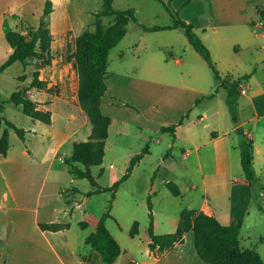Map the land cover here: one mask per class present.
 <instances>
[{"label": "crops", "instance_id": "obj_1", "mask_svg": "<svg viewBox=\"0 0 264 264\" xmlns=\"http://www.w3.org/2000/svg\"><path fill=\"white\" fill-rule=\"evenodd\" d=\"M52 1V12H61L63 9L77 13V8L73 7L75 10H72V5H70L72 0ZM178 1L180 2L178 5L180 15L182 14L181 16L185 20L196 26V31L198 30L200 37L210 48L222 76H232L234 79L242 78V88L247 90L245 93L241 92L242 95L239 99V122L236 123L232 119L227 90L221 87L215 91V88L208 82L209 74L205 63L198 57L189 56L188 47L192 46L190 42L179 48L183 54L181 57L173 55L174 59L171 60L178 65L176 71L173 72H169L167 67L171 60L158 52L164 43L153 45L145 58L139 54L137 62L130 69L122 66L116 69L111 68L109 58L106 78L107 90L103 95L102 111L112 118L111 125L116 121L131 124L135 134H146L142 143L149 146V152L135 165L130 177L120 185L113 205L118 201L124 185L130 183L136 175L143 173H146L147 181L145 196L149 198V196L158 193L156 177L158 167L154 166L150 172L140 169L150 156L155 155L148 140L161 146L164 141V133L168 132L162 130L163 126L174 124L188 112L183 124L176 129L175 138L171 132L172 142L168 143V147H175L174 142L183 144L182 146L190 144V148H181L182 155L184 158H188L195 154V173L200 174L203 178L214 176L222 179L219 184L213 187L208 186L204 180L202 196H196L192 194L193 189H197L194 179L191 177L189 179L192 183L189 188L190 192L182 194V198H188L189 202L183 204L184 206L181 205L180 211L173 213L176 219H171L172 215L168 216L171 223L174 222V229H170L167 233L177 230L183 208L204 211L217 217L223 224L241 222L243 228L245 220L249 218L250 206L252 203L254 204L257 193L242 167L238 128H242L244 134H247L254 142V166L259 178L258 183L261 186L259 198L264 197V42L260 43L257 36L264 37V31L260 34L255 33L256 27H260L257 24L264 23V19L258 13L259 7L264 8V0ZM46 2L47 0H0V66L12 52L6 33L18 28L22 18L33 25H38L44 14ZM175 2L177 0H173V3ZM63 27L62 25L57 26V29H52V31L55 34H62L66 32ZM143 31L146 30L143 29L139 33V40L135 43L137 50L138 48L142 50L149 48L144 43L145 34ZM171 47L173 49L175 45L171 44ZM243 49L250 50V59L246 60L241 56L240 61L235 60L233 55L239 54ZM258 52H261V57L258 56ZM124 55L121 50L120 56ZM44 70L42 69L41 79L47 81L48 78ZM3 71L0 70V72ZM204 78L210 85L207 84L206 87H203ZM128 80L131 84L136 80L139 82V88L135 91L142 95L141 98L146 101L145 103L133 101L132 107L127 106V102L132 100L123 97L122 90L116 89V86L118 83L122 84ZM53 84L54 82L49 80L45 89L35 90L36 93L43 94L45 99L39 100L34 97V100L39 102L40 108L52 111V122L47 123L35 119L34 127L27 128L26 137L21 138L23 140L22 147L12 152L10 144L7 154L0 153V176L5 185L3 191L0 192V256L3 263L206 264L197 251L193 230L186 231L183 239L177 241L172 247L159 251L151 250L148 231L144 239L141 238V246H139L136 239L142 235L140 229L136 236L131 235L130 240L123 234L117 235L109 229L122 248L120 256L113 263H106L101 253L86 243V237L94 231V227L85 228V233L81 236L72 232L74 224L76 222L79 224L92 211L86 210L83 212L82 219L71 221L69 216L74 214V210L82 204V201L76 200L75 193L72 191L73 198L66 200V204H73H68L69 208H66L65 204H60L55 199L58 197L59 201H63L62 197L66 196L67 198L63 182L56 181V177L53 178L50 186H48V182L53 172L69 171V166L57 163V158H67L64 155L60 156L61 150L66 147L72 152L74 142L79 141L74 136L87 124L81 122L78 125L79 128L66 129L71 121H78L81 118L78 113H61V115L56 113L55 100L51 101L50 99L52 97L50 89ZM167 88L188 97H186L187 99L181 98L174 107L161 109V105L165 106L164 102L167 104L168 93L165 92ZM213 92H215L214 95L210 96ZM202 95L204 98L201 99ZM31 96L34 94L32 93ZM206 97L207 99L203 100ZM123 99L126 102H122ZM201 103L202 105H200ZM168 108L171 109L170 112L167 110ZM73 109L75 110L74 107ZM145 110L148 116L142 123H136L130 119V115L140 116ZM124 132L128 133L129 130L127 128L119 130V134L122 136ZM90 133L91 127L86 128L81 141L87 140ZM2 135L3 133H0V139ZM9 136H12L11 131H9ZM34 140L39 142L38 145L34 143ZM143 146L141 149L131 151L123 149L116 143L112 151L115 155L125 152L126 157L131 160L133 156L142 151ZM40 152L47 154L48 157L41 159ZM163 152L156 156L160 159L158 162L162 161L166 166L177 160L170 149L167 153ZM118 158L121 157L118 156ZM42 168L44 169L43 178L38 175ZM126 169L118 173L114 170L112 178L114 183L124 175ZM40 177L41 182L35 187L33 193L31 186L34 182L37 184ZM224 177H230V179L225 181ZM220 187H222L221 191H218ZM95 189L94 186L91 190ZM130 193L133 196L136 192L132 188ZM96 194H92L90 197ZM194 196H196L195 199L192 198ZM43 198H45L44 203L42 202ZM217 198L219 203H216ZM255 203L259 212H264V203L262 206L257 201ZM153 212L155 233L164 234V232L158 231L159 222L154 205ZM113 216L117 219L116 215L113 214ZM261 221L262 219L258 217L255 219V224L257 225ZM53 222L68 223L69 225L60 230L43 229L40 225V223Z\"/></svg>", "mask_w": 264, "mask_h": 264}, {"label": "rangeland", "instance_id": "obj_2", "mask_svg": "<svg viewBox=\"0 0 264 264\" xmlns=\"http://www.w3.org/2000/svg\"><path fill=\"white\" fill-rule=\"evenodd\" d=\"M104 1L105 0H72L70 1V5H72V8H77V13L68 12L62 9L61 12H52L49 16L44 17L48 19L51 30L57 29V26L61 25L64 26L63 28L66 30V32L62 34H55L52 31L54 42H52V46L50 49L51 59L49 60V63L45 61V59H41L38 63L39 65L37 68L33 65L25 66L20 61H16L15 63L7 67L5 71L2 70L3 72H0V102H5L4 109H0V133H3L5 128H9V131L12 132V136L10 137L12 152L17 151L19 147H22L23 140L13 129H11L7 125L5 119L11 120L19 127H23L25 129L32 126L34 127L35 119L26 114L23 111L21 105H17L13 101H9V99L12 92L19 86H28L32 82V80L34 79V72L37 70L39 71L40 79L42 78V69H45L44 73L48 78L47 81L52 80L54 82L53 86L50 89V93L52 96L50 99L51 101L55 100L56 105H54V109L56 113L61 115V113L73 112L75 114L78 113L79 118H81V120L78 121H71V123L66 126V129L74 130L76 128H79L78 125L81 122H85L87 126L81 131L78 130L77 134L74 136L75 139L79 141L83 139L86 128L91 127L92 132L94 125V122L91 118L92 111L90 110L89 106L82 103L79 96V65H81V63L83 62L84 57L81 53V49L78 43V37L84 31L92 28L93 23L97 19L95 13L103 9ZM112 3L117 9H133L137 16V20L130 21L127 34L118 43V45L111 50L109 57L111 68L116 69L119 66L127 69L132 68L133 64L137 62L139 54L142 55L143 58H145L148 51H150L153 48L152 46L155 44L159 45L164 43L163 47L158 50V52L160 55L168 57L170 60L174 59L173 55L177 57H181V55H183L181 54L182 52L179 48H182L185 44H188L189 40L182 29H178L175 31L168 29L160 31H143L145 34L144 43L148 45V50H142L141 48H138L137 50L135 46V43H137L136 41L139 40V33L143 30L142 25H167L173 21L172 15L167 7L172 6L174 9L179 11L178 5H180V2L178 0L175 3H173V0H112ZM72 10L75 9L73 8ZM116 21L117 20L114 16H106L102 18L104 26L108 28L112 27ZM257 25L260 27H256L255 33L260 34L264 31V23ZM197 33L199 34V32ZM257 36L260 43L264 42V37L262 35ZM171 44H174L175 48L172 49ZM188 48L189 56L198 57L202 62L205 63L209 74L208 82L213 86V88H215V78L207 61L192 46ZM121 50H123L125 54L123 57L120 56ZM260 53L261 52L257 53L259 57H261ZM233 56L237 61L241 60V56L244 57V59L248 60L250 59V50L243 49L239 54L235 53ZM167 67L169 72H173L176 71L178 65L171 60ZM199 70L200 72H202L200 68ZM105 77L107 78V71L105 72ZM135 77H137V75H135ZM21 79H24V81H22ZM208 82L206 78H204V81L202 83L203 87H206V85L209 84ZM119 88L122 90L123 97L132 100L130 102H127V106L132 107L134 104L133 101H139L141 103L146 102L143 101V98H141L142 95L135 91V89L139 88V82L137 80L132 84L129 80L122 84L118 83L116 89ZM35 90L36 89L34 88L31 89V94H34V96H32L33 99L34 97L39 100L42 98L45 99L43 94H38ZM221 91L224 92L223 89H221ZM165 92L168 93L167 104L166 102H164L165 106L161 105V109L174 107L175 105H177V102L181 98L188 97L186 95L177 94L171 91L169 88H167ZM200 98H204L203 95ZM206 99L207 97L203 100ZM225 99L226 97L224 98V102ZM123 101H125V99H123L122 102ZM200 105H202V103ZM73 107L75 108V110L73 109ZM167 110L170 112L171 109L168 108ZM147 116L148 115L145 110V112H142L140 116L130 115V119L133 122L142 123L143 121H145V118ZM132 126L133 125L131 124L128 125L127 123H120L119 121H116L113 125H110L109 136L107 137V143L105 146L107 148V151L104 157V161L100 165H93L91 167V171L96 176L100 186L108 187L109 185H112L114 183L112 180L114 176V170L116 171V173H118L119 171H125V169L130 164L131 160L126 157L125 152L121 155L113 154L112 148L114 144L118 143L119 145H121V147H123V149L131 151H133L134 149L137 150L138 148L141 149V147L144 145L142 141L145 139L146 134H135ZM125 128H127L129 132H124L122 136L121 134H119V130H124ZM164 134V141L162 142L161 146L156 145L154 144V142L148 140V142L154 149L155 155L152 157L150 156V158L142 164L140 169L143 171L148 170V172H150L151 168H153L154 166H157L159 169L156 176L158 179V193L156 195L153 194L150 199L152 201V204L154 205L156 217L159 222L158 231L167 233V231H169L170 229H174V222L171 223V219H176V216H173V213L175 214L177 211H180L179 209L181 205L184 206L183 204H188L189 202L187 197V199L182 198L183 193L190 192L189 188H191L192 183L189 181V179L193 177V181L197 189H193L192 194L200 196L202 191H204V180L208 183V186L213 187L219 184L222 178L219 179L214 176L203 178L200 174H196V166L194 160L195 154L191 155L188 158H184L182 155L183 150L181 148H190V144L182 146L183 144L174 142L175 147H168V143L172 142V133L166 132ZM83 141H85V139ZM34 143L38 145L39 142L34 140ZM169 149L173 152V155L177 158V160L175 162L172 161L169 165L165 166L162 161L158 162V160L160 159L156 156H158L159 153H162L163 151V153H167ZM72 152L68 150V148L64 147L60 152V156L64 155V157L67 158L61 159L60 157H58L57 163L60 162L63 166H69L67 160L68 158L72 157ZM118 156H120L121 158H118ZM39 157H41V159H45L43 157H48V155L40 152ZM27 162L31 163L30 161ZM28 167L29 165L27 166V168ZM43 172L44 169L42 168V170H40L38 174L42 178ZM41 177L37 181V184H34L35 182L32 184L31 188L33 193L36 189L35 187L39 184V182H41ZM54 177H56V181H62L63 187H65V189L67 190L66 191L64 189L65 192H67V198L66 196L62 197L61 200L63 201H59L58 197H56L55 199L57 202H59L60 204H65L66 208H69L68 204L72 205L73 203L66 204V200L73 198L72 191H74L75 193L76 200L82 201V204L74 210V214L72 216H69V219L71 221H78L82 219L83 212L86 210L92 211L97 215H102V213L106 211L109 200L111 198L110 191H104L96 194L93 197H90V195H88V191L94 188L91 181L88 178L75 177L69 171L63 173L53 172L51 174V177L49 178L48 186H50V183L52 182ZM223 179L227 181V179H230V177H224ZM168 181H174L179 186V188L181 189L180 195H175L170 190V188L167 186ZM146 185V173L136 175L130 181V183L125 184L123 189L121 190L118 201L115 205H113L114 207L111 211L112 214L117 216V219L111 218L107 220V225L113 233H116L117 235L121 233L126 236L128 240H130L131 238L130 232L137 220L139 223V229L141 230L142 234L136 239V242L139 244V246H141V238L143 237L144 239V237L147 235V229L150 224L148 205L149 198L148 196H145ZM257 187L258 192H260V184ZM4 188L5 185L0 176V192L3 191ZM132 188L136 192L133 195L134 197L130 193V189ZM221 188L222 187L218 188V191H221ZM196 196L192 198L195 199ZM44 201L45 198H43L42 202L44 203ZM256 201L258 204L263 205L264 197H257L255 202ZM255 202L254 204H251L249 218L245 220L244 227L241 230L242 250L247 251L251 250L252 248L257 249L264 261V212H259L258 206ZM216 203H219L218 198L216 199ZM171 215L172 217L171 219H169L168 216ZM258 217L261 218L262 221L256 225L255 219H257ZM84 230L85 229H82V227L76 222V224H74L73 226L72 232L81 236L83 233H85ZM243 259L244 261L247 259L246 255L243 256Z\"/></svg>", "mask_w": 264, "mask_h": 264}, {"label": "trees", "instance_id": "obj_3", "mask_svg": "<svg viewBox=\"0 0 264 264\" xmlns=\"http://www.w3.org/2000/svg\"><path fill=\"white\" fill-rule=\"evenodd\" d=\"M172 15L173 21L167 25H142L146 31H160L166 29H182L192 47L207 61L215 78V91L219 88L227 90V100L231 116L234 122H239V99L242 95V78L234 79L231 76H222L213 59L210 48L196 31V26L180 16V12L172 6L167 7ZM53 11V1L47 0L44 14L49 16ZM258 13L264 19V8H258ZM96 21L92 28L84 31L78 37V43L83 54L84 60L81 63L79 96L83 104L90 107L91 118L94 122L92 132L85 141H75L73 144L72 157L67 160L69 171L78 178H88L95 190L88 192V195L111 191L106 211L98 216L90 212L87 217L79 222L82 228L94 227V231L86 237V243L99 251L106 263L115 262L122 252L121 245L115 239L107 226V220L114 218L112 214L113 203L117 191L126 179L130 177L135 165L149 152V146L146 145L141 152L132 157L129 166L124 175L113 185L102 187L96 176L92 173L93 165H100L104 161L106 153V140L109 136V128L112 118L102 111L101 104L103 95L107 90L105 72L108 69L111 50L125 37L128 31V25L131 20H137L133 9H117L112 0H105L103 9L95 13ZM114 16L116 22L112 27H105L102 18ZM6 38L12 48L8 59L0 66L4 70L16 61L23 65H33L38 68L41 59L49 63L51 55V46L53 42V33L49 26L47 18H42L39 25H33L25 19L20 20V25L6 33ZM46 57V58H45ZM24 81V79H21ZM47 87V81L40 79L39 71L34 72V79L28 86H19L15 89L9 101L21 105L23 111L33 117L47 123L52 122V111L39 107V102L31 96V89L43 90ZM30 92V93H29ZM215 92L210 94L214 95ZM5 102H0V109H4ZM188 112L182 118L169 126H163V131L172 132L176 137V129L183 124ZM7 125L14 129L21 138L26 137L27 129L19 127L11 120L5 119ZM240 137L241 163L247 179L255 187L257 197L259 178L254 166V142L244 134L242 128L237 129ZM10 148L9 128H5L0 139V153L7 154ZM83 165V166H81ZM167 186L175 195L181 194V189L174 181H169ZM149 215L150 224L148 227V236L151 239L149 244L151 250L164 251L172 247L177 241L183 239L186 231L193 230L195 234V244L199 255L206 264H264L263 259L257 249L242 250L241 229L242 224H223L214 215L197 211L189 208H183L181 219L175 232L157 234L154 230V212L153 204L149 196ZM262 206V204H260ZM43 229L60 230L67 227L68 223L53 222L40 223ZM131 235L136 236L139 233V223L136 221L132 227ZM247 259L244 261L243 256ZM0 264H4L0 256Z\"/></svg>", "mask_w": 264, "mask_h": 264}, {"label": "built area", "instance_id": "obj_4", "mask_svg": "<svg viewBox=\"0 0 264 264\" xmlns=\"http://www.w3.org/2000/svg\"><path fill=\"white\" fill-rule=\"evenodd\" d=\"M246 90H247L246 88H242L241 92H242V93H245Z\"/></svg>", "mask_w": 264, "mask_h": 264}, {"label": "water", "instance_id": "obj_5", "mask_svg": "<svg viewBox=\"0 0 264 264\" xmlns=\"http://www.w3.org/2000/svg\"><path fill=\"white\" fill-rule=\"evenodd\" d=\"M44 17H46V15H45V14L42 16V18H44Z\"/></svg>", "mask_w": 264, "mask_h": 264}]
</instances>
